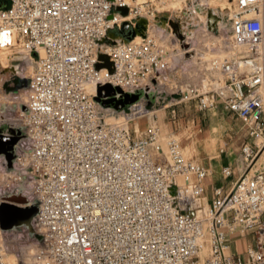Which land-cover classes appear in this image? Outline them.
<instances>
[{
	"label": "built area",
	"instance_id": "built-area-1",
	"mask_svg": "<svg viewBox=\"0 0 264 264\" xmlns=\"http://www.w3.org/2000/svg\"><path fill=\"white\" fill-rule=\"evenodd\" d=\"M7 1L0 53L18 62L27 85L24 130L0 152V204L37 211L0 229V264L9 252L21 264L30 245L29 264H264V166H256L264 152V0L214 7L226 11L231 54L208 60L206 78L216 85L192 86L178 101L197 100L204 111L221 104L245 127L239 175L227 191L213 187L206 209L198 201L209 168L185 157L173 134L164 147L155 124L144 132L133 125L152 111L146 95L171 68L172 31L148 23L138 40L126 29L106 42L123 21L132 29L138 18H156L165 0ZM182 3L187 13L213 9L204 0ZM101 53L111 71L96 68ZM104 84L140 97L105 107L94 99ZM109 114L115 122H106ZM221 172L228 178L233 168ZM236 234L246 239L245 258L230 250Z\"/></svg>",
	"mask_w": 264,
	"mask_h": 264
},
{
	"label": "rangeland",
	"instance_id": "rangeland-1",
	"mask_svg": "<svg viewBox=\"0 0 264 264\" xmlns=\"http://www.w3.org/2000/svg\"><path fill=\"white\" fill-rule=\"evenodd\" d=\"M125 1L128 2L129 0ZM155 1L158 2L159 0ZM167 2L168 0H165L164 10L160 11L156 18H145V20L150 24H156L161 32L164 29L173 31L172 35L174 37H171V41L174 50L172 51L171 68L165 78H160L158 83L151 86V95L148 96L150 97L148 108L155 112L154 117L151 114L149 117L140 118L135 122V127L138 131L144 132L148 125L155 124L159 129V139L162 144L166 143V137L169 134H173L181 145L183 155L196 161H199L200 157L219 154L220 148L224 149V152L220 154L229 155L231 158L237 157L241 143L247 139L245 127L238 118L231 113H222L218 109L221 104H218L213 110L204 111L197 108V100L178 102L184 94L182 92L192 86L201 87L203 85L208 88L216 85L215 82L206 78V67L211 57L231 54V49L228 48V25L210 30L208 25L205 24L206 30L202 23L204 20L197 16H201V14L204 16L205 14L202 11L201 14L187 13L182 2L179 5L177 1H169L171 7L180 6L177 7L178 10L177 8L171 10L166 7ZM181 7L182 10L180 11ZM171 21L175 22L173 24L178 27L180 38L177 36L178 33H175V30L171 27ZM143 22L145 24L144 20ZM180 30H182V33ZM119 40H122L121 37ZM20 73L22 71L18 68L17 61H8L7 67H3L0 63V135L3 133L9 136L8 138H0V152L6 144H14L18 139L19 132L24 130L23 118L20 112L25 111L22 106L26 107V87L13 88L15 86L14 78L19 77ZM24 73L26 75L30 74L31 67H28ZM149 118H153L154 123L149 122ZM160 119L167 124V132L164 135L161 134ZM4 127L7 128V131H3ZM4 177L0 173V183L4 180ZM11 199L13 200V198ZM200 202L203 203L204 201L200 200ZM203 206H205V203H203ZM4 209L19 211L18 216L8 217L4 220V223H8L13 219L12 224H15L24 220L28 213L25 209L7 206H4L2 210ZM8 233L4 232V235H8ZM12 236L20 237L21 234L16 231ZM248 239L252 240V237L250 236ZM228 242L237 253L245 258V238L243 236L236 234L233 236L232 241L228 239ZM16 243H20V240L14 241V245L11 246L12 249L16 248ZM32 249L34 251V245L23 249L21 264L30 263L28 252ZM9 256H12L16 263L15 256L12 253L7 255V257ZM7 260L8 258H6V262Z\"/></svg>",
	"mask_w": 264,
	"mask_h": 264
},
{
	"label": "bare ground",
	"instance_id": "bare-ground-1",
	"mask_svg": "<svg viewBox=\"0 0 264 264\" xmlns=\"http://www.w3.org/2000/svg\"><path fill=\"white\" fill-rule=\"evenodd\" d=\"M140 1H144V0H129L128 2L127 1H125V0H123V4H124V6H126V5H129V4H134V3H136V2H140ZM169 1H177V3H179V5L181 4V2L183 1V0H168V2H167V4H166V7H168V8H170L171 10L172 9H175V8H177L178 6H176V7H171L170 6V4H169ZM205 2H206V4H207V7H210V8H213V9H210V10H208V11H205V15L203 16L202 14H201V11L199 10V11H195V13L196 14H198V13H200L201 14V16H199V15H197L200 19H202V20H206V24L208 25V28L210 29V30H215L217 27H219V26H221L222 28H223V26H225V22H226V16L227 15H225V14H223L224 12H220V11H216L215 10V6L216 5H220L222 8H226V7H228V5H229V2L227 1V0H204ZM157 2V1H156ZM217 2V3H216ZM212 3H216L215 5L213 4V5H211ZM184 6V5H183ZM180 7V6H179ZM178 7V8H179ZM178 8H177V10H178ZM182 8V7H181ZM176 10V9H175ZM124 12V11H123ZM124 16V20H127L128 18L125 16V15H123ZM143 20L145 21V24H144V22H143ZM164 21V20H163ZM199 21V20H198ZM148 23V21L147 20H145V18H138L137 19V21L135 22V26L136 25H141V24H144V25H146ZM171 23V27L175 30V33H178V27L175 25V24H173V23H175V22H173V21H171L170 22ZM198 23V22H197ZM197 25V24H196ZM195 25V26H196ZM179 29H180V27H179ZM220 29V28H219ZM223 30V29H222ZM180 32L182 33V30H180ZM172 33H173V31H172ZM177 36L180 38V34L178 33L177 34ZM121 37V35L117 32V28H115V27H113V28H111V30L109 31V34H108V36H107V39H106V42L108 43V44H114L115 42H117L118 41V39ZM140 34H137V35H135V37H133L132 39H134V40H138V39H140ZM120 41V40H119ZM187 51H189V50H187ZM7 57L8 56H6L5 55V53H0V63H1V65L3 66V67H7V61H6V59H7ZM13 67V66H12ZM11 67V68H12ZM17 67V66H16ZM14 69V68H13ZM12 69V70H13ZM148 94L149 95H151V91H148ZM146 95V94H145ZM149 95H146V96H149ZM151 114H153V111H149L148 112V114L146 115V116H144V117H149ZM152 117V116H151ZM143 118V117H142ZM117 119V117L116 116H114L113 114H109L108 116H106V122L107 123H111V122H115V120ZM140 119V118H139ZM139 119H137V120H135L134 121V127H135V122L136 121H138ZM149 122H152V123H154V121H153V118H149ZM5 126H6V124H5ZM5 129H3V131L5 130V131H7V128L6 127H4ZM136 128V127H135ZM137 130V129H136ZM138 131V130H137ZM159 137H160V133H159ZM168 137V136H167ZM167 137H166V142H167ZM166 144V143H165ZM165 144H163V146L165 147ZM194 160V159H193ZM196 161V160H195ZM264 162V152L261 154V156L259 157V159H258V161H257V164H256V166L258 167V168H261V164ZM200 200H203V199H200ZM200 200L198 201L199 202V204L200 205H202V207H203V209H206L207 208V205H206V203L205 202H203V203H205V206H203V203H201L200 202ZM204 201V200H203ZM3 207H4V205H1L0 206V223H1V225L4 223V220L6 219V218H8V217H14V216H18V212L19 211H17V210H12V209H4V210H2L3 209ZM12 220L13 219H11V221H9V223H11L12 224ZM32 252H33V250H31V251H29L28 253L29 254H32ZM10 253V252H9ZM9 253H7V255H9ZM10 257V258H9ZM9 257H5V263L6 264H17V263H15L14 262V258L12 257V256H9ZM6 258H8V260H7V262H6Z\"/></svg>",
	"mask_w": 264,
	"mask_h": 264
},
{
	"label": "water",
	"instance_id": "water-1",
	"mask_svg": "<svg viewBox=\"0 0 264 264\" xmlns=\"http://www.w3.org/2000/svg\"><path fill=\"white\" fill-rule=\"evenodd\" d=\"M124 11L126 12L125 9H124ZM129 25L130 24L128 21H123L120 25V28L117 29V32L119 34H122L125 36L126 35L125 30L128 29V35H126L127 39L133 38L137 34L143 35L144 24L136 25L135 28H132V29L131 28L129 29ZM98 59H99V62L96 64V68L106 67L110 71L112 70V63L109 60V57L107 54H104V53L99 54ZM14 82H15V86L13 87L14 89L26 87V85H27V79L26 78H19L18 77L14 80ZM115 92L120 93V97H118V98L115 97L114 96ZM139 97H140V92L126 93V92H122L119 87L113 88L109 84H104V85H99L97 87V95L95 96L94 99L96 101H99L105 107L111 106V107L115 108L116 110H119V109H122L125 106L135 102L136 100L139 99ZM22 108L24 110L26 109L25 106H22ZM0 138H8V137L3 136ZM13 199L16 201H22V199L17 198V197H13ZM1 205L16 208V209H25L28 211L26 218L22 221L15 223V224L22 223V222L28 223L30 218L37 211L36 206L21 208V207H18V206L12 205V204H8V203H1ZM13 225L14 224H11L8 222V223L2 224L1 228L6 229V228H9Z\"/></svg>",
	"mask_w": 264,
	"mask_h": 264
},
{
	"label": "crops",
	"instance_id": "crops-1",
	"mask_svg": "<svg viewBox=\"0 0 264 264\" xmlns=\"http://www.w3.org/2000/svg\"><path fill=\"white\" fill-rule=\"evenodd\" d=\"M218 109L222 113L224 112L229 113L222 105L221 106L219 105ZM154 114L155 112H153V115ZM160 128H161V134L162 135L166 134L167 124L162 122L161 119H160ZM197 162L205 165L210 170L208 176L205 178V191L202 197V199L206 204L210 202L213 187L219 186L223 190L227 191L230 188V181L234 180L239 175V170L237 167V157L231 158L229 155H222L219 152V154L200 157L199 161ZM226 165H230L233 168V173L228 178H225L221 172V168ZM263 166H264V162L261 164V167ZM230 250L232 252H237L231 246H230Z\"/></svg>",
	"mask_w": 264,
	"mask_h": 264
},
{
	"label": "trees",
	"instance_id": "trees-1",
	"mask_svg": "<svg viewBox=\"0 0 264 264\" xmlns=\"http://www.w3.org/2000/svg\"><path fill=\"white\" fill-rule=\"evenodd\" d=\"M7 4H8V1H7V0H5V1L0 0V8H2V7H6ZM16 78H18V77H16ZM16 78H14V80H15Z\"/></svg>",
	"mask_w": 264,
	"mask_h": 264
}]
</instances>
